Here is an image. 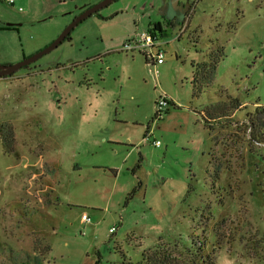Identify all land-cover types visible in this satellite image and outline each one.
Instances as JSON below:
<instances>
[{
  "label": "rangeland",
  "instance_id": "obj_1",
  "mask_svg": "<svg viewBox=\"0 0 264 264\" xmlns=\"http://www.w3.org/2000/svg\"><path fill=\"white\" fill-rule=\"evenodd\" d=\"M98 1L0 0V64ZM191 3L115 0L0 77V264H264V0ZM156 24L154 73L123 46Z\"/></svg>",
  "mask_w": 264,
  "mask_h": 264
},
{
  "label": "built area",
  "instance_id": "obj_2",
  "mask_svg": "<svg viewBox=\"0 0 264 264\" xmlns=\"http://www.w3.org/2000/svg\"><path fill=\"white\" fill-rule=\"evenodd\" d=\"M9 4H13L14 0H6ZM161 38L154 36L150 31H143L141 32L134 44H125L123 47L125 50H134L138 49L143 52L146 61L150 58V64L152 65V69L154 73H157V65L163 63L164 61V52L161 49ZM169 100L167 96L163 93L160 94L159 99L157 101V110H156V117H159L163 114L164 110L169 105ZM151 134V133H150ZM149 136V133L147 134ZM159 143L158 140H153V144L157 145ZM262 143V142H260ZM81 219L85 222L90 221V217L83 213ZM115 227L112 226L109 228L110 232H114Z\"/></svg>",
  "mask_w": 264,
  "mask_h": 264
},
{
  "label": "water",
  "instance_id": "obj_3",
  "mask_svg": "<svg viewBox=\"0 0 264 264\" xmlns=\"http://www.w3.org/2000/svg\"><path fill=\"white\" fill-rule=\"evenodd\" d=\"M115 0H100L89 7L85 8L80 12L78 16H76L73 21L68 24L64 30L47 46H45L43 49L35 52L32 55L27 56L23 60L14 63V64H7V65H1L0 64V77H6L14 73L15 71L19 70L22 67H25L29 65L30 63L36 61L38 58H40L42 55L50 52L54 48H56L59 44H61L70 34L72 29L81 21L86 19L87 17L91 16L92 14L98 12L100 9L108 6L110 3H112ZM179 0H173L174 4ZM6 26H13V25H21V23L15 24V23H6Z\"/></svg>",
  "mask_w": 264,
  "mask_h": 264
},
{
  "label": "trees",
  "instance_id": "obj_4",
  "mask_svg": "<svg viewBox=\"0 0 264 264\" xmlns=\"http://www.w3.org/2000/svg\"><path fill=\"white\" fill-rule=\"evenodd\" d=\"M148 31H150L154 36L159 37V38H161L164 35V32H165V31H163L162 29L159 28L158 24L153 25ZM68 38H69V36H68ZM214 54H216V55L214 56ZM222 55H223V50L221 48H219L217 50V53L211 54V60L209 62L202 63V64H200L199 67L202 66V67L206 68L209 71V73H212V71L214 70L217 62L219 61V58ZM236 105H237V107L239 106L238 101L234 105L233 109L236 108ZM222 114H224V113L222 112ZM256 114H258V115L262 114V116L264 118V106H257ZM155 117H156V114H155ZM215 117L216 118L213 119V122L214 121H221L220 119L223 118V115H221V116L220 115H218V116L216 115ZM217 117H218L219 120L217 119ZM224 117H226V116H224ZM205 123L206 124L210 123L209 119H206ZM262 125L264 126V122L263 121H262ZM250 136L252 137V139L256 140L257 142H264V139H262V138L261 139L258 138V137L256 138L252 134H250ZM144 254H145L144 255L145 264H175V262L173 260L169 259L167 256L163 255V257H162V254L159 252V249L148 250ZM209 258H210V256L204 257L205 263L213 264V260H208L207 261V259H209Z\"/></svg>",
  "mask_w": 264,
  "mask_h": 264
},
{
  "label": "flooded vegetation",
  "instance_id": "obj_5",
  "mask_svg": "<svg viewBox=\"0 0 264 264\" xmlns=\"http://www.w3.org/2000/svg\"><path fill=\"white\" fill-rule=\"evenodd\" d=\"M180 4V5H178ZM194 4L191 3V0H188L187 2L181 4L179 1L176 3L175 8L172 9L173 12V16L175 18L176 21H179L182 19V15L183 13H186V18L185 21H188V17L191 13V10L193 9ZM169 7H167L168 10ZM84 10V9H83ZM187 10H190L187 12Z\"/></svg>",
  "mask_w": 264,
  "mask_h": 264
},
{
  "label": "crops",
  "instance_id": "obj_6",
  "mask_svg": "<svg viewBox=\"0 0 264 264\" xmlns=\"http://www.w3.org/2000/svg\"><path fill=\"white\" fill-rule=\"evenodd\" d=\"M214 118H216V117H213V119H214ZM213 119H212V120H213ZM214 144H215V142H214ZM217 146H218V145L215 144V148H217ZM215 148H214V149H215Z\"/></svg>",
  "mask_w": 264,
  "mask_h": 264
}]
</instances>
